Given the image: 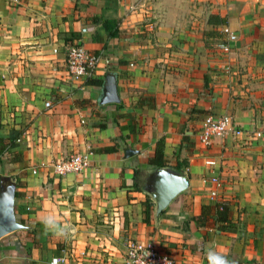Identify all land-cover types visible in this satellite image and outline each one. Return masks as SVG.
Returning a JSON list of instances; mask_svg holds the SVG:
<instances>
[{
  "label": "crops",
  "instance_id": "obj_1",
  "mask_svg": "<svg viewBox=\"0 0 264 264\" xmlns=\"http://www.w3.org/2000/svg\"><path fill=\"white\" fill-rule=\"evenodd\" d=\"M69 46L99 57L92 75L68 77ZM206 115L240 136L200 144ZM0 140V200L21 226L0 264H123L126 241L175 264H264V0H0ZM72 154L84 169L52 175ZM155 168L187 181L158 216Z\"/></svg>",
  "mask_w": 264,
  "mask_h": 264
},
{
  "label": "built area",
  "instance_id": "obj_2",
  "mask_svg": "<svg viewBox=\"0 0 264 264\" xmlns=\"http://www.w3.org/2000/svg\"><path fill=\"white\" fill-rule=\"evenodd\" d=\"M230 38L232 39V37ZM98 61V56L88 53L80 46H69L65 49V70L68 77L74 81H79L92 75ZM48 105L47 102L44 103L45 108ZM240 134L241 131L231 124L228 116L214 117L206 115L201 121L197 138L200 144L208 145L212 138H220L227 135L238 137ZM205 164L212 166L214 162L205 161ZM85 165L84 156L72 154L55 161L50 168L52 175L61 178L65 175L79 174ZM209 181L214 184L218 183L215 177H211ZM123 264H175V262L169 255L158 252L151 242L126 241Z\"/></svg>",
  "mask_w": 264,
  "mask_h": 264
},
{
  "label": "water",
  "instance_id": "obj_3",
  "mask_svg": "<svg viewBox=\"0 0 264 264\" xmlns=\"http://www.w3.org/2000/svg\"><path fill=\"white\" fill-rule=\"evenodd\" d=\"M106 90L111 94L110 101H114L113 86L106 82ZM131 150H125L124 156H127ZM146 192L154 201L155 216H158L167 205L187 187V181L183 172H174L167 168H155L146 177ZM21 226L14 221L10 210V199L0 200V238L20 229Z\"/></svg>",
  "mask_w": 264,
  "mask_h": 264
},
{
  "label": "trees",
  "instance_id": "obj_4",
  "mask_svg": "<svg viewBox=\"0 0 264 264\" xmlns=\"http://www.w3.org/2000/svg\"><path fill=\"white\" fill-rule=\"evenodd\" d=\"M215 19L216 20V23L219 22L218 20V17H214V16H211L209 17V19ZM208 19V21H209ZM115 33L113 31H110L108 32V36H113ZM89 83H97L96 81L94 82H89ZM2 140V139H1ZM0 140V150H8L11 143H4L2 144V141ZM114 148H107V149H104L103 151L105 152H108V151H113L114 152ZM162 142L161 141H158L156 142L155 144V147H154V155H153V158H151L149 160V163L152 164V165H155V166H158V167H161L163 165V161H162ZM136 176V172L134 174ZM216 216H215V220L217 222H220L222 220H224L225 218V214H226V208H227V205L223 202V203H218L216 204ZM149 209H150V203L148 201H144L142 203V221L143 223L147 224L148 223V217H149ZM182 209L184 211H187L188 207L187 205H184V203L182 204ZM189 221H193V222H196V221H200V218L199 217H191L189 218L187 221L184 222L183 226H187L188 225V222ZM217 264H218V261H217ZM230 264H236L234 263V261Z\"/></svg>",
  "mask_w": 264,
  "mask_h": 264
},
{
  "label": "clouds",
  "instance_id": "obj_5",
  "mask_svg": "<svg viewBox=\"0 0 264 264\" xmlns=\"http://www.w3.org/2000/svg\"><path fill=\"white\" fill-rule=\"evenodd\" d=\"M221 264H226V262L221 261Z\"/></svg>",
  "mask_w": 264,
  "mask_h": 264
}]
</instances>
